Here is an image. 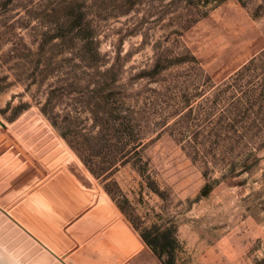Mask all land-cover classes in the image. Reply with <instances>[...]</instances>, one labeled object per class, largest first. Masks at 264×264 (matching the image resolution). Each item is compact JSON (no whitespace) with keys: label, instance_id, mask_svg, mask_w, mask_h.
I'll list each match as a JSON object with an SVG mask.
<instances>
[{"label":"rangeland","instance_id":"374dc122","mask_svg":"<svg viewBox=\"0 0 264 264\" xmlns=\"http://www.w3.org/2000/svg\"><path fill=\"white\" fill-rule=\"evenodd\" d=\"M263 53L264 0H0V206L21 222L15 194L64 187L82 264H160L155 227L175 264H264Z\"/></svg>","mask_w":264,"mask_h":264},{"label":"crops","instance_id":"0c3cea01","mask_svg":"<svg viewBox=\"0 0 264 264\" xmlns=\"http://www.w3.org/2000/svg\"><path fill=\"white\" fill-rule=\"evenodd\" d=\"M48 177L49 174H41V186L46 185V181L43 182V180L51 179V177ZM37 187V185H32L21 192L20 195L15 194L13 202L16 203L18 200L19 202L15 204L14 210L17 209L18 205H24L25 207L30 205V207H33V209H28V212L26 211L28 216L19 211L22 217L21 222L15 217L12 218L4 210L5 208L0 206V215L5 217V221H2L0 226L4 224V229H10L13 233L12 247L6 246L9 244L8 239H5L6 233L4 235L0 233L1 245H3L1 250L5 251L6 247L9 251L12 250L14 264H82L83 259L79 254V250L83 247V244L70 232V229L79 228L80 224H85L89 211H87L88 214L83 215L86 210L79 207L64 187H60V189L66 194V197L61 195V197H58L59 199L51 197L47 198L48 200L43 197ZM34 195L43 202L42 206H39L38 202L32 199ZM71 201L75 202V205H71ZM7 222H10L14 227H6ZM82 228L83 233L81 235H84L85 229ZM88 235L91 234L88 233ZM91 238H89L88 243H85V240L83 241L87 248V250L85 247L83 248L84 253L87 255H95V251L99 249L101 244L100 239ZM93 238H96L95 235ZM137 239L141 243L140 248H142V245L147 247L139 235ZM140 248L134 249L131 253H135ZM79 258L82 262H80Z\"/></svg>","mask_w":264,"mask_h":264},{"label":"trees","instance_id":"16d2710c","mask_svg":"<svg viewBox=\"0 0 264 264\" xmlns=\"http://www.w3.org/2000/svg\"><path fill=\"white\" fill-rule=\"evenodd\" d=\"M202 2L208 3L210 0H201ZM76 12V13H75ZM69 17L67 22L69 30H77L80 36L88 38V34L85 33V29L81 26V13L75 11L74 8H71L69 11ZM85 35V36H84ZM84 38V39H85ZM264 57V53L261 55ZM88 59H92V55L88 57ZM193 59V57H192ZM163 66L160 64L154 65L150 69H142L140 72L141 76H146L148 80L153 81L157 80L156 76L159 74L161 70H163ZM245 71L248 67L243 68ZM106 132L109 135V141L115 140L116 142H123L125 138L130 140L124 134L119 133V131L112 129H103L102 132ZM106 141V140H105ZM118 144V143H116ZM124 143H122V147H124ZM118 146V145H117ZM110 166H113V163H110ZM142 242L149 248V250L154 254V256L158 259L160 264H175L174 259V251L178 247L176 240L173 238V231L171 229H165L161 231L160 228L155 227L154 232H143L139 234Z\"/></svg>","mask_w":264,"mask_h":264},{"label":"water","instance_id":"95a60500","mask_svg":"<svg viewBox=\"0 0 264 264\" xmlns=\"http://www.w3.org/2000/svg\"><path fill=\"white\" fill-rule=\"evenodd\" d=\"M0 126L1 127H5V125L3 124V122L0 120ZM2 221H5V217L4 216H1L0 217V222H2ZM11 223L10 222H8L7 224H6V227H10L11 225H10ZM0 264H14V261L12 260V258L11 257H8V256H4L3 254H1V252H0Z\"/></svg>","mask_w":264,"mask_h":264},{"label":"bare ground","instance_id":"6f19581e","mask_svg":"<svg viewBox=\"0 0 264 264\" xmlns=\"http://www.w3.org/2000/svg\"><path fill=\"white\" fill-rule=\"evenodd\" d=\"M1 120V119H0Z\"/></svg>","mask_w":264,"mask_h":264}]
</instances>
